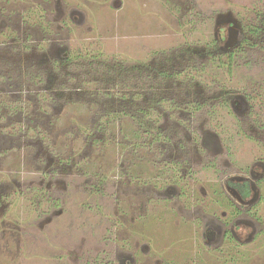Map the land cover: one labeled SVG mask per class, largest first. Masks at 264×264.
Returning a JSON list of instances; mask_svg holds the SVG:
<instances>
[{"label": "rangeland", "instance_id": "1", "mask_svg": "<svg viewBox=\"0 0 264 264\" xmlns=\"http://www.w3.org/2000/svg\"><path fill=\"white\" fill-rule=\"evenodd\" d=\"M115 1L0 0V264L235 253L216 166L246 157L236 130L264 141V0ZM240 246L264 264V235Z\"/></svg>", "mask_w": 264, "mask_h": 264}, {"label": "flooded vegetation", "instance_id": "2", "mask_svg": "<svg viewBox=\"0 0 264 264\" xmlns=\"http://www.w3.org/2000/svg\"><path fill=\"white\" fill-rule=\"evenodd\" d=\"M246 141L251 142L248 137L245 140L243 136V139L229 143L231 146L244 145L242 152L246 153L245 158L241 155L242 162L233 166L230 173L223 174L216 166L218 174H222L221 178L217 177L218 187L221 184L218 191L220 197L218 200L221 203L219 204V201L217 203L218 207L224 206L221 215L225 218L217 219L215 229L211 230L214 231V235L219 236L220 243L226 240L235 252L231 255L230 261L223 264H249L250 261L246 260L249 254L244 253L247 251H239L240 245L250 243L264 235V220H260L261 214L257 209L259 189L261 184L264 185V141L254 147L247 146ZM229 147L230 145L226 146L227 155L230 153ZM206 231L205 236L209 240L208 229Z\"/></svg>", "mask_w": 264, "mask_h": 264}, {"label": "trees", "instance_id": "3", "mask_svg": "<svg viewBox=\"0 0 264 264\" xmlns=\"http://www.w3.org/2000/svg\"><path fill=\"white\" fill-rule=\"evenodd\" d=\"M262 20V19H261ZM232 22V24H236L239 28H240V30L241 31H243L244 33H245V36H246V33H248V34H254V33H257V32H259V31H261V28L260 27H258V26H253L252 27V25H250V24H248V25H239L238 24V22H236L235 20L233 21H231ZM264 21H261L260 23L262 24V26L264 25V23H263ZM235 25V26H236ZM223 33H224V31H223ZM220 39H221V37H219ZM214 41V40H213ZM247 42V40L245 39V37L242 39V41H241V44H245ZM217 41L215 40L214 41V43L212 44V46L211 47H213V50H215L216 49V47L219 49L220 48V45L219 46H217ZM240 44V43H239ZM212 49V48H211ZM187 53H190L191 52V50L190 51H186ZM185 53V52H184ZM231 54L232 53H229L228 55L229 56H231ZM67 60L69 59V58H66ZM65 59V60H66ZM230 59V58H229ZM66 60V61H67ZM228 63H230V61L228 62ZM170 75H166V74H164L163 73V77L165 78V77H169ZM135 94V93H134ZM134 94H131L132 96L134 95ZM131 95L128 97L127 95H126V92L125 93H122V97H120V98H123V99H129L130 97H131ZM150 111H152V110H149V109H147L146 111H144V114L145 115H149V120L151 121V122H153V120H154V117L152 116V112H150ZM238 127V126H237ZM238 130H236L235 131V133H234V136H232L231 138H229L228 139V141H229V143H233V142H235V141H238V140H240L241 138H239V137H235L236 136V134H238ZM233 135V134H232Z\"/></svg>", "mask_w": 264, "mask_h": 264}, {"label": "crops", "instance_id": "4", "mask_svg": "<svg viewBox=\"0 0 264 264\" xmlns=\"http://www.w3.org/2000/svg\"><path fill=\"white\" fill-rule=\"evenodd\" d=\"M115 3H116V6H118L120 8L123 6V0H117V1H115Z\"/></svg>", "mask_w": 264, "mask_h": 264}]
</instances>
